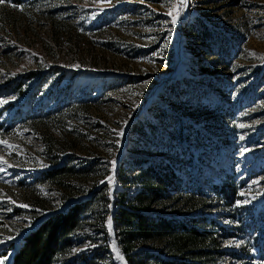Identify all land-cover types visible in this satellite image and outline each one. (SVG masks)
Returning a JSON list of instances; mask_svg holds the SVG:
<instances>
[{
    "label": "rangeland",
    "instance_id": "rangeland-1",
    "mask_svg": "<svg viewBox=\"0 0 264 264\" xmlns=\"http://www.w3.org/2000/svg\"><path fill=\"white\" fill-rule=\"evenodd\" d=\"M0 142L2 264L46 214L113 196L132 157L204 190L218 264H264V0L0 1ZM58 166L82 169L43 178ZM110 205L93 202L66 261L101 242Z\"/></svg>",
    "mask_w": 264,
    "mask_h": 264
},
{
    "label": "trees",
    "instance_id": "trees-1",
    "mask_svg": "<svg viewBox=\"0 0 264 264\" xmlns=\"http://www.w3.org/2000/svg\"><path fill=\"white\" fill-rule=\"evenodd\" d=\"M9 1L14 5L22 2ZM134 127L137 129V125ZM143 162L144 165L141 159L132 157L134 170L128 174L124 162L119 163L112 202L103 183L85 199L43 216L11 245L4 264H97V260L115 264L108 250H112L108 245V229L103 225L107 208L97 219L101 242L90 249L89 255L80 254L71 262L66 261L80 239L79 230L95 201L103 207L112 203L115 244L128 264H218L222 256L220 241L227 232L214 218L205 217L210 199L204 190L187 180L182 185L181 166L145 159ZM81 169L58 166L46 170L43 178L60 185L61 177L72 176ZM131 187L134 191L129 193Z\"/></svg>",
    "mask_w": 264,
    "mask_h": 264
},
{
    "label": "water",
    "instance_id": "water-1",
    "mask_svg": "<svg viewBox=\"0 0 264 264\" xmlns=\"http://www.w3.org/2000/svg\"><path fill=\"white\" fill-rule=\"evenodd\" d=\"M117 167H118V160L115 161V166H114V170H115V171L117 170ZM113 174L115 175V172H114ZM112 193H113V192L111 191V194H112ZM112 199H113V196L111 195V197H110L111 202H112ZM112 213H113V205H112V203H111V205H110V213H109V220H110V221H111ZM109 220H108V230H109L108 233H109V236H110L109 238H111V239L114 241V243H115L114 235H113V230H112V222H111V229H109ZM115 245H116V244H115ZM119 255H120V257H122L124 263H125V264H128L127 261L125 260V258L123 257V255L120 254V253H119Z\"/></svg>",
    "mask_w": 264,
    "mask_h": 264
},
{
    "label": "snow or ice",
    "instance_id": "snow-or-ice-1",
    "mask_svg": "<svg viewBox=\"0 0 264 264\" xmlns=\"http://www.w3.org/2000/svg\"><path fill=\"white\" fill-rule=\"evenodd\" d=\"M184 3V0H181V4H183ZM21 10H23V9H21ZM169 15H172V10H170L169 11V13H168ZM176 22V17L175 16H173V19H172V23H175ZM4 103H7V101H4ZM0 143H2V142H0ZM4 163H7L6 161H4ZM111 177H109V182H111ZM22 207H27V205H21ZM109 229H111V221L109 220ZM9 238H11V237H9ZM115 250V249H114ZM117 255L119 256V253H117ZM0 264H2V262H0Z\"/></svg>",
    "mask_w": 264,
    "mask_h": 264
},
{
    "label": "bare ground",
    "instance_id": "bare-ground-1",
    "mask_svg": "<svg viewBox=\"0 0 264 264\" xmlns=\"http://www.w3.org/2000/svg\"><path fill=\"white\" fill-rule=\"evenodd\" d=\"M111 242L114 245V249H115L113 252H114V254L117 255V253H120V252L118 251V248H117V246L115 245V243H114V241L112 239H111ZM117 257L120 259L119 262H121L122 264H125L124 261H123V259H122V257H120V255L119 256L117 255Z\"/></svg>",
    "mask_w": 264,
    "mask_h": 264
}]
</instances>
